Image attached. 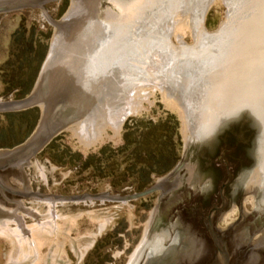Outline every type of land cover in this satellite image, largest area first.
<instances>
[{
	"label": "water",
	"instance_id": "1",
	"mask_svg": "<svg viewBox=\"0 0 264 264\" xmlns=\"http://www.w3.org/2000/svg\"><path fill=\"white\" fill-rule=\"evenodd\" d=\"M51 1L56 0H0V13L39 8L54 26L32 90L20 99L0 100V112L41 107L32 133L0 150V172L21 169L73 122L79 123L82 140H105L149 92L158 90L172 97L184 115L179 171L172 173L186 174L195 189L208 190V208L218 199L226 165L237 174L250 167L260 140L256 129L264 137V0H70L59 20L47 15L44 5ZM166 177L123 195L15 192L0 180V222L19 206L2 190L54 201L114 202L160 190L128 264L143 239L164 236L156 222L167 207L168 197L158 206ZM231 203L224 223L235 216ZM252 206L248 197L243 207Z\"/></svg>",
	"mask_w": 264,
	"mask_h": 264
},
{
	"label": "rangeland",
	"instance_id": "2",
	"mask_svg": "<svg viewBox=\"0 0 264 264\" xmlns=\"http://www.w3.org/2000/svg\"><path fill=\"white\" fill-rule=\"evenodd\" d=\"M69 4L56 0L44 7L59 20ZM53 30L39 8L0 13V100L29 94ZM40 113V106L0 112V150L22 143ZM185 134L184 115L174 99L154 90L105 140L88 143L79 136V123H70L21 169L0 172V180L15 192L131 194L176 167ZM159 191L114 202L54 201L2 190L19 206L0 222V264H125Z\"/></svg>",
	"mask_w": 264,
	"mask_h": 264
},
{
	"label": "flooded vegetation",
	"instance_id": "3",
	"mask_svg": "<svg viewBox=\"0 0 264 264\" xmlns=\"http://www.w3.org/2000/svg\"><path fill=\"white\" fill-rule=\"evenodd\" d=\"M256 132L260 140L253 160L248 162L251 170L244 167L237 174L226 165L218 199L208 208L204 205L208 190L195 189L189 176L178 175V167L173 168L177 172L171 170L166 175L158 206L168 197L167 207L156 222L165 237L143 239L128 264H264V137ZM257 176L259 180L252 186ZM248 197L254 206L245 208ZM230 201L236 213L224 223Z\"/></svg>",
	"mask_w": 264,
	"mask_h": 264
},
{
	"label": "bare ground",
	"instance_id": "4",
	"mask_svg": "<svg viewBox=\"0 0 264 264\" xmlns=\"http://www.w3.org/2000/svg\"><path fill=\"white\" fill-rule=\"evenodd\" d=\"M133 111H134V110H133ZM126 116H127V115H126ZM124 117H125V116H124ZM123 119H124V118H123ZM123 119H122V120H123ZM0 232H1V230H0ZM3 233H4V232H3Z\"/></svg>",
	"mask_w": 264,
	"mask_h": 264
}]
</instances>
